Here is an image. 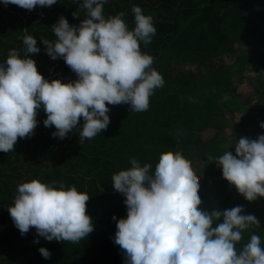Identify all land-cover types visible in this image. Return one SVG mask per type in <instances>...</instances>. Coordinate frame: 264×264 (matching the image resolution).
Returning a JSON list of instances; mask_svg holds the SVG:
<instances>
[{
    "label": "trees",
    "instance_id": "obj_1",
    "mask_svg": "<svg viewBox=\"0 0 264 264\" xmlns=\"http://www.w3.org/2000/svg\"><path fill=\"white\" fill-rule=\"evenodd\" d=\"M82 3L57 0L50 7L29 11L0 0V65L6 64L13 49L24 57L23 37L31 35L40 51L27 56L45 79H77L62 58L53 60L46 53L42 39L56 40L54 24L61 16L72 26L86 18ZM134 5L152 16L156 33L147 46L141 41L140 49L153 57L152 67L164 78L163 86L150 97L148 110L133 112L128 104L109 105L107 129L81 140L82 119L77 129L57 138L52 135L54 126H44L46 113L41 107L34 134L19 138L13 151L0 152L1 222L12 221L7 208L17 190L10 194L8 183L20 177L16 165L23 161L28 175L24 182L38 179L56 187L75 186L88 194L86 211L93 231L78 243L58 242L38 236L35 228L21 235L13 223L0 228V264H126L114 237L117 220L127 216V206L123 194L114 191L112 177L130 168L132 158L142 166L151 164L154 170L160 154L169 150L180 151L200 176L203 210L243 206L244 214L254 213L259 220L258 227L242 233L237 250L253 234L260 236L264 246V198L246 200L223 178L222 166L217 165L225 151L235 155L234 146L241 137L255 139L264 134L260 127L264 77L251 75L256 67L264 69V0H107L103 14L108 18L124 12L123 19L132 30ZM77 10L80 16L74 17ZM247 49L253 50L252 56L246 54ZM244 72H249V98L239 93ZM253 101L260 103L254 107ZM237 114L241 116L235 123ZM41 247L50 251V258L41 255Z\"/></svg>",
    "mask_w": 264,
    "mask_h": 264
},
{
    "label": "clouds",
    "instance_id": "obj_2",
    "mask_svg": "<svg viewBox=\"0 0 264 264\" xmlns=\"http://www.w3.org/2000/svg\"><path fill=\"white\" fill-rule=\"evenodd\" d=\"M106 2L83 0L80 7L86 18L72 26L61 16L54 24L56 40L42 39L46 53L53 60L62 58L77 79H45L27 56L40 51L31 35L23 37L24 57L14 49L9 52L6 64L0 65V152L13 151L19 138L34 134L41 107L46 113L44 126H54L52 135L57 138L77 129L82 119L81 140L107 129L109 105L128 104L133 112L148 110L150 97L164 84L152 67L153 57L140 49V42L147 46L156 33L152 16L134 5L130 30L124 12L105 18ZM3 3L31 11L57 0ZM73 16H80L79 10ZM260 127L264 129V122ZM234 147L235 155L227 150L218 158L223 178L249 202L264 198V134L241 137ZM130 164L112 177L114 191L123 194L127 206V216L117 220L114 237L126 264H264L260 236L253 234L242 249L236 248L242 233L258 227L259 220L244 214L243 206L203 210L199 178L180 151L162 152L154 170L135 158ZM89 198L75 186L56 187L32 179L18 185L7 210L21 235L35 228L48 241L78 243L94 228L86 211ZM39 251L50 258L47 248Z\"/></svg>",
    "mask_w": 264,
    "mask_h": 264
},
{
    "label": "rangeland",
    "instance_id": "obj_3",
    "mask_svg": "<svg viewBox=\"0 0 264 264\" xmlns=\"http://www.w3.org/2000/svg\"><path fill=\"white\" fill-rule=\"evenodd\" d=\"M246 54H248L249 56H252L253 55V50L252 49H247L246 50ZM248 74H249V72L247 73V72H244V74H243V77H244V81L240 84V91H239V93L244 97V98H249V97H251L252 96V88H251V86H250V84L248 83V81H247V76H248ZM255 74H260L262 77H264V69H261V68H255L254 69V71H253V73L251 72V75L253 76V75H255ZM260 102H257V103H255L254 101H253V104H252V106H256V105H258ZM255 114V112L253 111V113L251 114L252 116ZM237 116V119H235V123H238V121H239V118H240V116H241V114H237L236 115ZM226 132L228 133V134H231V129L229 128V127H227L226 128ZM22 164H23V161H21L20 163H18V165H16V167H17V172H18V174L20 175V177L18 178V179H15V180H13V181H11V182H9L8 183V185L10 186V189H11V193L10 194H13V190H14V192H16V190H17V187H18V185L20 184V183H23L24 182V179L26 178V176H28L27 175V173H25L24 172V170L22 169ZM201 164V163H200ZM199 164V165H200ZM202 165V164H201ZM202 168H203V165L201 166ZM13 169V168H12ZM198 176V175H197ZM198 178H200V176H198ZM199 182H200V180H199ZM250 214H252V215H254V213H250ZM11 224H13V222L11 221V220H9V219H7V220H5L4 222H1L0 221V228H2V227H5V226H9V225H11Z\"/></svg>",
    "mask_w": 264,
    "mask_h": 264
},
{
    "label": "built area",
    "instance_id": "obj_4",
    "mask_svg": "<svg viewBox=\"0 0 264 264\" xmlns=\"http://www.w3.org/2000/svg\"><path fill=\"white\" fill-rule=\"evenodd\" d=\"M52 72V71H51Z\"/></svg>",
    "mask_w": 264,
    "mask_h": 264
}]
</instances>
